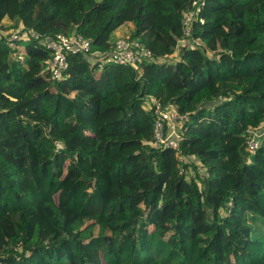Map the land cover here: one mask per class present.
I'll return each instance as SVG.
<instances>
[{
    "label": "trees",
    "instance_id": "1",
    "mask_svg": "<svg viewBox=\"0 0 264 264\" xmlns=\"http://www.w3.org/2000/svg\"><path fill=\"white\" fill-rule=\"evenodd\" d=\"M193 1L0 0L1 27L27 35L0 38V264H264V141L246 151L264 126V0H201L187 23ZM123 25L178 59L73 55L50 78L46 42L109 53ZM149 98L187 116L177 150L154 145Z\"/></svg>",
    "mask_w": 264,
    "mask_h": 264
},
{
    "label": "built area",
    "instance_id": "2",
    "mask_svg": "<svg viewBox=\"0 0 264 264\" xmlns=\"http://www.w3.org/2000/svg\"><path fill=\"white\" fill-rule=\"evenodd\" d=\"M202 5L201 0L192 2L195 11L184 15L187 23L198 17L202 11ZM198 20L203 23L201 17H198ZM2 29L0 30V38H7L14 49L17 48L14 43L16 40L23 39V36L27 37L26 33L22 31L23 28L21 26L17 30H14L13 33L6 35L2 33V31L6 30ZM185 33L187 36L189 35L188 28L185 30ZM34 38H37V35H34ZM196 45H198V42L195 43ZM45 46L50 51V59L46 67L50 78L55 80L62 77L64 70L67 68V57L73 55H83L90 62H98L100 66L105 63H113L129 66L133 69H137L138 65L143 61L161 63V61L167 59V56L163 59H155L151 51L144 48L138 39H132L129 36L117 38L113 50L109 53L92 52L90 42L79 34L68 36L62 34L56 35L53 40L46 42ZM19 58L21 59L22 55ZM147 103L149 109L155 115L153 127L154 145L161 150H177L179 142L182 139L180 132L184 122L187 120V116L179 113L174 108H164L161 102L154 98H149ZM262 141H264V126L249 132L246 140V151L251 154L255 153ZM177 159L179 161V174L190 177L192 174L191 170L184 167V164L189 162L188 158L178 154ZM199 171L203 173V169H199Z\"/></svg>",
    "mask_w": 264,
    "mask_h": 264
},
{
    "label": "rangeland",
    "instance_id": "3",
    "mask_svg": "<svg viewBox=\"0 0 264 264\" xmlns=\"http://www.w3.org/2000/svg\"><path fill=\"white\" fill-rule=\"evenodd\" d=\"M97 1H101V0H97ZM12 25V23L8 20V19H5L2 21V24H0V30L3 28V27H10ZM1 26H3L1 28ZM3 30V29H2ZM6 31H2V33H4L5 35L6 34H11L13 33L14 29H5ZM132 30V26L131 25H123L121 26L115 33H113L112 37L113 38H119V37H126V36H129L130 34V31ZM27 37L26 36H23V39H26ZM173 61V60H176L178 59V53L176 52V54H174L171 58L169 59H166V60H163L161 61V63H163L164 61ZM227 184L225 183L224 184V187L226 188Z\"/></svg>",
    "mask_w": 264,
    "mask_h": 264
},
{
    "label": "crops",
    "instance_id": "4",
    "mask_svg": "<svg viewBox=\"0 0 264 264\" xmlns=\"http://www.w3.org/2000/svg\"><path fill=\"white\" fill-rule=\"evenodd\" d=\"M129 34H130V33H129ZM119 38H120V37H119ZM116 39H117V38H116ZM116 39H115V40H116Z\"/></svg>",
    "mask_w": 264,
    "mask_h": 264
}]
</instances>
